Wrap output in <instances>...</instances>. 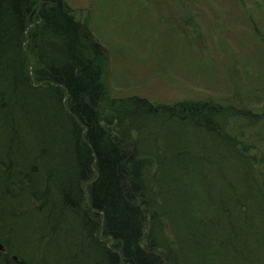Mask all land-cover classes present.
Returning a JSON list of instances; mask_svg holds the SVG:
<instances>
[{
  "label": "trees",
  "instance_id": "obj_1",
  "mask_svg": "<svg viewBox=\"0 0 264 264\" xmlns=\"http://www.w3.org/2000/svg\"><path fill=\"white\" fill-rule=\"evenodd\" d=\"M104 66L64 0H0V264H163L154 247L173 264H264L258 141L225 134L206 102L179 118L116 99L100 116Z\"/></svg>",
  "mask_w": 264,
  "mask_h": 264
},
{
  "label": "rangeland",
  "instance_id": "obj_2",
  "mask_svg": "<svg viewBox=\"0 0 264 264\" xmlns=\"http://www.w3.org/2000/svg\"><path fill=\"white\" fill-rule=\"evenodd\" d=\"M64 1L90 31L105 60L100 116L109 114L116 99L137 97L154 108L169 107L179 118L189 114L177 106L181 102H206L222 107L225 120H215L225 134L242 144L258 141L260 148L250 155L260 161L259 151L264 150V0ZM201 111L195 115L201 117ZM189 132L200 144L208 143L206 132ZM126 147L134 151L132 145L126 143ZM190 148L194 150L191 141ZM148 172L150 177L152 172ZM260 180L264 185V170ZM167 223L165 237L171 236ZM142 238L140 246L148 249L147 238ZM1 246L0 251L7 253ZM151 253L163 264H173L160 247Z\"/></svg>",
  "mask_w": 264,
  "mask_h": 264
},
{
  "label": "water",
  "instance_id": "obj_3",
  "mask_svg": "<svg viewBox=\"0 0 264 264\" xmlns=\"http://www.w3.org/2000/svg\"><path fill=\"white\" fill-rule=\"evenodd\" d=\"M144 241H145L144 238H141V240H140V244H142ZM1 249H2V246H1V244H0V250H1ZM154 250H158V249H154ZM14 258H16V257H14Z\"/></svg>",
  "mask_w": 264,
  "mask_h": 264
}]
</instances>
